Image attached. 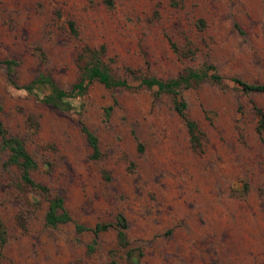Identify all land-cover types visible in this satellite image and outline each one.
Wrapping results in <instances>:
<instances>
[{"label":"rangeland","instance_id":"obj_1","mask_svg":"<svg viewBox=\"0 0 264 264\" xmlns=\"http://www.w3.org/2000/svg\"><path fill=\"white\" fill-rule=\"evenodd\" d=\"M107 3L0 0V124L35 160L31 178L60 195L70 216L46 225L48 196L17 187L19 168L0 146V264H106L111 255L129 264L115 228L74 230L117 214L138 264H264V132L252 108L264 112V92L227 79L181 88L202 132L193 149L170 97L134 77L167 79L210 63L222 76L264 83V0ZM99 44L111 74L131 88L93 81L69 109L21 88L44 74L67 89L79 78L78 52ZM4 60L15 64L8 70ZM82 126L97 139V159Z\"/></svg>","mask_w":264,"mask_h":264},{"label":"trees","instance_id":"obj_2","mask_svg":"<svg viewBox=\"0 0 264 264\" xmlns=\"http://www.w3.org/2000/svg\"><path fill=\"white\" fill-rule=\"evenodd\" d=\"M108 5H111V0H105ZM70 31L76 34L74 23L68 21ZM175 53L178 52L177 47L173 45ZM180 52V51H179ZM186 52H190L187 49ZM105 48L104 45L98 46L84 45L78 52L76 61L79 70V78L73 82L67 89L57 87L52 80L44 74H38L27 83L21 85L27 93L33 94L40 101L52 104L61 109L72 108V101L77 97L83 96L88 86L97 81L104 87H122L131 88L126 78L115 77L111 74L108 63L104 59ZM184 55V53H183ZM6 68L10 70L11 66L15 63L11 60H4ZM131 74L132 70L127 69ZM139 79V85H143L148 89L153 88L155 94L164 93L170 97L171 107L175 114L182 120L187 139L193 149H198L200 146L201 130L197 122L188 117L186 113V102L180 95V89L197 85L200 82L207 80L215 84H221L223 80L227 79L238 86L244 92H264V83H249L238 77L229 76L225 77L219 74L215 67L210 63H204L199 68L193 69L184 67V69L174 77L167 79H159L152 75L134 76ZM44 87H49L50 92L47 94H39ZM254 114L256 116L255 131L261 136L264 132V112L261 108L253 105ZM111 106L104 108L105 115H108ZM1 110V106H0ZM85 135L86 142L90 146L91 152L90 159H97L99 157V149L97 139L90 131L84 126L81 127ZM0 146L7 151L6 164H15L19 168V177L17 187L20 190L35 191L38 194L48 196V203L44 214V223L48 226H55L57 224L66 223L70 221V216L63 207V199L58 194H50L49 189L45 184L34 181L30 172L36 168L37 164L33 157L26 151L23 143L16 137L7 133L6 129L0 124ZM115 228L116 244L119 248L124 250L125 256L129 259V264H138L137 258L131 256V248L129 241L125 234L126 221L121 214H117L112 222H99L89 227L84 224L74 222V230L77 233L83 231H90L93 235L99 232L106 231L109 228ZM6 242V229L5 225L0 219V247ZM87 244V252L93 250V244ZM106 264H116V260L111 255Z\"/></svg>","mask_w":264,"mask_h":264}]
</instances>
